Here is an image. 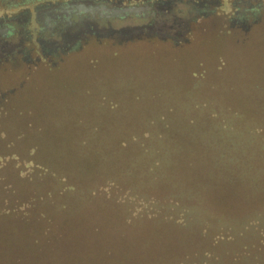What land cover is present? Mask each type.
Returning <instances> with one entry per match:
<instances>
[{
  "label": "trees",
  "instance_id": "trees-1",
  "mask_svg": "<svg viewBox=\"0 0 264 264\" xmlns=\"http://www.w3.org/2000/svg\"><path fill=\"white\" fill-rule=\"evenodd\" d=\"M232 1L230 18L236 11L233 6L241 3ZM261 15L253 19L245 14L244 27H231L230 20L220 24L227 34L241 30L227 53L220 34L216 40L200 42L207 56L219 53L214 70L223 83L213 86L220 93L216 99H207L218 105L219 113L211 108L209 115L201 111L197 118L192 116L193 134L186 127L190 117L179 115L177 126L168 120L157 132L101 131L99 140L111 137L105 145H93L90 140L97 142V132L86 129L79 135L81 142L75 135L66 146L57 136L50 146H6L0 153V264H264V234L247 245L238 244L232 237L210 235L206 224L191 226L184 217L198 211L194 201L229 214V221L251 213L254 218L256 205L264 209ZM203 17L194 22L204 24ZM149 44L151 49L130 51L132 57L120 63L119 71L133 67L160 77L172 66H182L179 72L195 77L187 66L202 68L200 58H193L191 38L164 50L152 45L154 41ZM116 73L113 79L125 75ZM210 77L211 71L202 68L199 78ZM218 117L228 125L207 126ZM249 124L256 132L253 147L242 144L241 131L231 130ZM151 160L152 178L137 176V168ZM137 178L141 180L135 184ZM163 182L171 188L164 187L162 197L145 191V184L157 187ZM186 196L193 202L189 207ZM173 203L181 208L174 209Z\"/></svg>",
  "mask_w": 264,
  "mask_h": 264
},
{
  "label": "rangeland",
  "instance_id": "rangeland-1",
  "mask_svg": "<svg viewBox=\"0 0 264 264\" xmlns=\"http://www.w3.org/2000/svg\"><path fill=\"white\" fill-rule=\"evenodd\" d=\"M221 1L223 5L219 8L213 6L217 11L203 17L204 24L191 22L189 33L185 36V38H191V42L194 44L193 58L199 57L203 64L202 68L207 67L211 71L209 79L199 78L202 68L192 65L187 66V69L192 68L194 73H197L195 77L191 75L192 73L179 72L182 66H172L160 77L159 75H147L133 67L126 71H119L120 63H128L127 61L132 57L130 51L141 52L147 48L151 49V44H149L151 42H133L127 46L106 44L99 47H86L81 54L70 55L65 61L67 66H64L65 64L60 66L62 69L59 70L61 71H52L50 75L40 73L26 76L24 73L22 74L19 81L23 82L19 92L20 107L18 110L11 111L10 115L5 117L6 123L0 125V153H4L6 146L11 144L18 149L35 143L50 146L56 136L58 140L63 139L61 145L64 146L73 140L75 135H78L76 142H81L83 138L79 135L86 129L97 132V142H95L96 139L90 140L93 145L99 146V142L105 145V142H110L111 137L107 135L106 138L99 140L101 131H106V134L108 132H132L134 129L136 131L148 129L150 132H157L161 129V125L166 124L168 120L177 126L178 123L175 120H178L179 115L183 118L190 117L186 124V127L189 128L192 116L197 118V114L201 111L207 112L209 115L212 113L210 109L215 108L216 113H219L218 105L212 103L213 101H207V99L215 100V95L220 94L214 90L213 86L223 83L221 76H215L214 70L218 65L219 53L213 51L207 56V48L201 46L200 42L212 38L216 40L214 36L220 34L223 45L228 48L226 49L227 53L235 46L234 37L241 33V30H235L233 34H227L221 28V23L228 25L227 22L230 20L228 16H231L229 8L233 2L232 0ZM225 13L226 15H224ZM258 14L261 18V14L264 15V9L259 10ZM183 16L187 17V14L184 13ZM199 18L200 16L196 20ZM220 28L222 33L219 32ZM170 43L154 41L152 45H157V49L164 50L165 47H174V42ZM115 54L118 56L114 57ZM118 71L125 75L122 76L123 78L113 79L114 74L119 73ZM167 74L174 75H170L168 78ZM13 86H18V84L9 85L10 88ZM196 86L197 88H195ZM15 118L17 121L14 125ZM10 121L11 123H7ZM225 124V121L218 117L212 119V123H208L207 126L219 129ZM210 127H204L206 128L204 130L208 131L211 129ZM241 127H234L231 130L241 131L244 134L242 144L253 147L255 143L252 136L256 137L254 127L251 124L248 127L244 125ZM179 130L184 131L181 128ZM189 132L193 134L195 129L192 128L190 131L189 128ZM165 158L167 159V155ZM151 164H153L152 160L145 164V168L138 167L135 174L140 176L145 173L149 179L152 178L149 174V172L151 173ZM138 165L141 166V163ZM11 172L14 171L11 170ZM124 179L126 180V173ZM140 180L137 178L135 184H138ZM170 186L171 184L163 182L157 187L156 184H145L144 188H146L145 191L156 193L158 197H162L165 192L163 188ZM176 187L177 190L180 188ZM187 197H185L184 204L189 207L193 202ZM192 205L196 206L198 211L191 210L184 213V217H187L191 226L206 224L204 227L210 231L212 236H220L224 239L232 237L234 242L247 245L254 242L258 235L264 234V209L260 210L261 207L258 205L255 210L257 215L254 218H252L254 213H251L248 218L243 217L240 220L234 218L230 221L229 214H226L228 210H225L226 215L223 216L217 208L208 209L206 207L207 209H205L204 206H201L202 204L199 205L196 201ZM175 207L181 208L180 203L175 205L174 209ZM244 223L247 225L243 227Z\"/></svg>",
  "mask_w": 264,
  "mask_h": 264
},
{
  "label": "flooded vegetation",
  "instance_id": "flooded-vegetation-1",
  "mask_svg": "<svg viewBox=\"0 0 264 264\" xmlns=\"http://www.w3.org/2000/svg\"><path fill=\"white\" fill-rule=\"evenodd\" d=\"M222 5L221 0H0V125L20 107L23 73L61 71L70 55L86 47L176 44L198 16ZM233 7L231 27H244L241 18H258L264 0H241Z\"/></svg>",
  "mask_w": 264,
  "mask_h": 264
}]
</instances>
